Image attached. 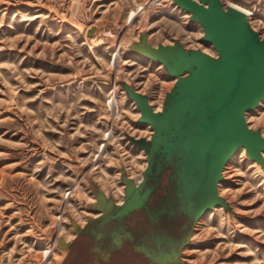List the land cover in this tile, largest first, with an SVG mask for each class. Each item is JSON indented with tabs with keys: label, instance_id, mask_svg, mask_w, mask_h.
Returning <instances> with one entry per match:
<instances>
[{
	"label": "rangeland",
	"instance_id": "obj_1",
	"mask_svg": "<svg viewBox=\"0 0 264 264\" xmlns=\"http://www.w3.org/2000/svg\"><path fill=\"white\" fill-rule=\"evenodd\" d=\"M221 1L264 39V0ZM205 34L177 0H0V264H264V146L217 162L191 92L143 113L191 76L172 46L219 57Z\"/></svg>",
	"mask_w": 264,
	"mask_h": 264
},
{
	"label": "water",
	"instance_id": "obj_2",
	"mask_svg": "<svg viewBox=\"0 0 264 264\" xmlns=\"http://www.w3.org/2000/svg\"><path fill=\"white\" fill-rule=\"evenodd\" d=\"M177 2L204 25L205 40L211 41L219 53L218 58L206 63L204 76L197 85L196 94L202 97L205 110L204 120L195 105L193 106L195 109L193 107L187 109L184 116L191 122H187L189 127L185 136L193 126H201L215 136L218 118L226 117L233 120L241 117L264 99V39L252 28L247 17L227 11L221 0ZM173 58L171 47L170 60ZM186 70L191 72L189 69ZM186 70L182 69L179 72ZM186 78L179 80L173 91L169 109L175 99L181 101L185 96H189L188 90L180 89ZM179 139L178 136V142Z\"/></svg>",
	"mask_w": 264,
	"mask_h": 264
},
{
	"label": "bare ground",
	"instance_id": "obj_3",
	"mask_svg": "<svg viewBox=\"0 0 264 264\" xmlns=\"http://www.w3.org/2000/svg\"><path fill=\"white\" fill-rule=\"evenodd\" d=\"M140 8L141 10L140 9L132 10L129 14L128 20H130L131 22L135 20L139 16L140 11L144 9L143 6H141ZM226 10L227 11L229 10L233 14L239 13V15L248 18L249 13L237 5L231 4L226 8ZM203 53H196L191 56L187 54L186 51L183 50L180 45L175 44L174 46H172V55L174 56V58L171 61L170 69L174 73H178L182 69L191 70L192 75L186 78V80L183 83L185 84L184 90L186 89L188 90V92H191L192 94H196V92L198 91L197 85L204 76L205 73L204 69L206 63L210 60H213L212 58L207 57L206 56L207 54L205 52ZM119 55H120L119 52H114L113 54L114 59L112 62L113 64L116 63ZM201 98L202 97L198 96L197 94L194 97H190V99H192V101L196 104L195 108L196 110L200 111V114L205 112V110L203 109ZM112 103L113 100L109 101V105H112ZM179 105H181V108L183 109H188L193 107L190 101H186L185 103L182 102ZM177 108L181 109L180 107L170 108V111L166 112L165 116H163L162 119H160V115L152 112L147 107L143 108V113L147 117L155 119L153 123L154 125H156V127L159 124L160 128H167L169 126V121H170L169 117L173 113L178 112ZM216 123H217L216 133H218L219 136V153H220V155L216 159L217 162L218 161L221 162L224 159V157L228 156V154L231 153V151L235 147H237L240 143L244 144L247 151H249L252 155L259 157V150L260 147L264 146V139L260 138L261 137L260 133L252 132L251 128L246 124L244 113L241 117L234 118L233 120H229L226 117L218 118L216 120ZM207 134H209V132ZM162 140H164V137H162L161 134L157 135V142H160ZM209 144H210V138H207V141L204 146H208ZM48 253L49 250H46L44 253L45 256H47Z\"/></svg>",
	"mask_w": 264,
	"mask_h": 264
}]
</instances>
